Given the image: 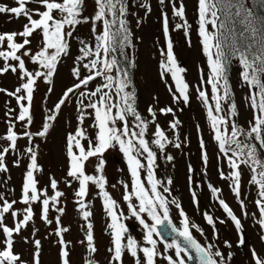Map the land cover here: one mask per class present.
<instances>
[{"label": "snow or ice", "instance_id": "snow-or-ice-1", "mask_svg": "<svg viewBox=\"0 0 264 264\" xmlns=\"http://www.w3.org/2000/svg\"><path fill=\"white\" fill-rule=\"evenodd\" d=\"M166 2L171 5L172 18L179 20L173 30H183L191 46V25L186 19L183 0H158L165 36L160 76L162 80L171 77L175 86L174 91L169 86L173 102L187 105L191 99V86L183 75L186 69L174 52L170 17L163 11ZM197 3V35L207 60L208 75L205 78L201 70L196 93L207 109L212 138L220 154L217 159L223 157L230 169L225 173L218 167V175L220 179L230 181L229 187L240 206V214L220 196V188L207 183L225 213V218L214 217L208 211L202 213L212 229L210 238L173 195V179L159 176V161H174L167 152L168 146L181 149L188 138L178 132L182 121L172 106L157 109L155 103L158 100L154 97V103L146 109L147 116L138 110L131 74L135 62L125 51L135 47L128 16L136 13L130 12V0H94L95 11L91 16L84 15L86 0H11V4L0 0V15L6 16L9 24L21 18L26 21L19 30H0V76L11 73L19 81L12 90L0 87V95L8 97L4 102L6 131L0 134V174L10 173V156L13 167L25 168L18 199H9L4 191H0V264H42V238H36L40 229L32 228L28 237L23 236V230L35 224L36 204L40 205V221L48 226L55 223L48 235L56 237L59 264H71L74 245L65 238L70 229L62 221L65 214L62 198L66 193L60 190V181L51 175L48 184L40 186L44 168L39 163L41 145L37 143V140H47L69 105H72L71 114L65 116V123L71 125L74 119L75 126L65 136L67 172L64 182L69 188L74 183L77 185L73 194L85 221V236L79 243L85 247L88 258L82 260V264H99L95 258L98 246L91 220L92 204L87 199L91 186L97 189L108 217L107 264H124L126 255L133 258L134 264H189L191 261L231 264L233 244L220 239L217 224L230 222L237 234V247L247 246L244 220L249 218V212L242 192L245 167L251 172L249 183L257 187L258 198L254 200L257 212L252 215L256 216L255 223L260 229L259 239L264 242V0H252L251 5L248 0H197ZM135 6L146 14L152 11L148 0H135ZM140 23L137 19V25ZM82 24H91L94 43L74 36ZM37 33L40 39L34 50L32 41ZM72 39H77L80 45L79 54L74 57L69 70L72 83L64 85L57 100L49 103L56 88L58 66L72 55ZM233 60L239 62L241 84L249 89V94L243 98L252 111L251 120L246 121L247 127L238 122L240 111L229 77ZM29 64L34 67L29 68ZM98 78L101 83L96 84ZM41 83L46 86V91L42 97L40 124L36 126L35 96ZM205 85L210 86L211 96ZM11 100H15V108L11 106ZM158 114L173 116L167 125L171 137L159 124ZM89 120L91 123H87ZM34 126L36 131H32ZM196 127L199 131L200 125ZM24 139L27 145L21 149L19 141ZM199 147L204 166L202 174L207 176L209 154L203 138L199 140ZM109 151H118L126 166L129 179L117 183L123 187L121 195L127 215L108 191L109 187H117V184H110L107 176L106 154ZM90 164L93 166L91 173L88 171ZM117 171L124 172L125 169ZM188 172L192 202L198 208V193L193 185H200L195 184V169L191 164ZM6 183L0 181V185ZM17 204L24 207L17 208ZM173 207L178 211L179 226L171 216ZM52 212L56 213L54 218L50 215ZM9 215L11 225L6 222ZM132 218L143 229L142 241L130 234L125 223ZM193 230L204 238L203 244L196 239ZM16 236L33 245L31 261H25L15 250ZM249 264H264V249L251 248Z\"/></svg>", "mask_w": 264, "mask_h": 264}, {"label": "rangeland", "instance_id": "rangeland-1", "mask_svg": "<svg viewBox=\"0 0 264 264\" xmlns=\"http://www.w3.org/2000/svg\"><path fill=\"white\" fill-rule=\"evenodd\" d=\"M4 3L11 4V0H2ZM88 3L86 6V16H91L94 13L95 4L94 0H86ZM151 4L152 11L148 14L145 12L138 11L136 17L134 18L133 24V39L135 45V85L137 94V107L138 110L145 116H147V107L154 103V97L157 98L158 102L155 103V107L161 108L165 106H172L176 110V116L182 121V125L178 132L182 137H187L188 142L183 145L181 149H176L173 146H168L167 152L174 157V161L167 162L161 159L160 170L158 169V174L161 178L171 177L174 181L172 185L173 195L181 202L183 208L185 209L188 216L193 222L199 224L207 235L212 237V229L207 225L203 218L202 213L208 211L214 217L225 218V213L219 207L216 197H214L210 190L207 188V183L211 182L214 186L220 188L222 191L220 196L226 200L227 203L234 209V211L239 215L240 206L231 193L230 181H225L220 179L218 175V167L222 168L225 173L230 171L227 167V163L223 157L218 160L217 157L220 155L218 151L217 143L214 141L209 122L207 120V109L204 104L199 100L196 87L200 83L201 70L204 77L208 75L207 60L204 56L201 45L199 43V37L194 35V29L196 24L194 21L195 17V0H183L186 8V19L191 25V46H189L186 40L183 30L176 31L173 30L175 23L179 22L178 19L172 18L171 5L167 4L165 11L168 12L170 17V33L174 41V52L177 55L178 62L181 66L185 67L186 72L183 74L186 81L190 84L191 99L190 103L185 105L183 103L175 104L172 99V95L169 92V86L172 87L173 91L175 86L170 76L161 79L160 76V62L163 59L161 56V49L165 48V36L162 29V22L160 21L161 16H159L155 11V6L158 0H149ZM137 19L141 20V23L137 25ZM26 21L21 18L20 20H13L11 24L7 22V17L0 15V30H19ZM158 22V23H157ZM197 22V20H196ZM74 36L80 39L87 40L89 43H94V38L91 33V24H82ZM39 34L32 41V48L35 50L39 43ZM72 55L66 57L62 60L61 64L58 66L59 75L55 78L56 88L54 94L50 97L49 103L56 101L61 95L62 88L64 85L72 83L71 77L69 75V70L73 66V59L79 54V41L77 39H72ZM34 67L29 64V68ZM239 70H232L229 74L230 83L232 91L234 93V99L239 107L240 116L238 122L247 127L246 121L251 120L252 111L248 108L244 102V97L249 94L248 87H243L240 82ZM19 81L13 74H5L0 76V87L12 90L15 85H18ZM94 87V86H93ZM205 90L211 96L210 86L205 85ZM46 91V86L41 83L39 91L35 96L36 103V126L40 124L41 116V103L42 97ZM8 100V97L0 95V134L6 131V126L4 121V102ZM11 106L16 107L15 100H11ZM72 105H69L64 109L65 115L59 118L58 124L55 126L54 130L51 131L47 140H37V143L41 145L39 152V163L43 166L44 172L40 176V186L44 187L48 184V177L54 176L58 181H60V190L66 193V196L62 198V204L65 207V214L62 217L63 225L67 226L70 231L65 234V238L71 241L74 248L71 252V264H82V260L88 258V253L85 247L79 243L84 239L85 221L82 219L78 207L75 203V197L73 190L77 187L74 183L71 188L65 184V177L67 172V160H66V150H65V136L68 131L72 130L75 126V120H71V125L65 123V116L71 114ZM227 109V105H225ZM160 120L165 119V123H168L173 119L171 114L169 115H159ZM91 123V120L87 121ZM167 125V124H166ZM197 125H200V130L197 131ZM34 126L32 131H36L37 128ZM19 128V126H18ZM154 130V128H153ZM170 137L172 135H169ZM203 138L207 144V151L209 154V166L208 175L204 176L202 173L204 171V166L201 160V150L199 147V140ZM21 149L27 145V140L19 141ZM107 176L110 184H117L116 188H108V191L112 196L120 203L121 208L125 211L127 215V206L122 200L121 193L123 192V187L117 182L121 180H128L126 166L124 164V159L118 151H109L107 154ZM10 173L0 174V181H6V185H0V191H4L9 199L19 198L21 185L23 181V173L25 168L23 166L17 168L11 165L12 157L8 158ZM164 162V164H162ZM26 163V161H25ZM191 164L195 169L193 173V179L195 184H199V187L193 188L198 193L199 207H195L192 202L191 189L188 182V165ZM124 168V172H119L117 169ZM88 171L91 173L93 171V166L88 165ZM251 172L248 168L243 169L242 173V192L243 198L248 204L249 218L244 220V225L246 229L247 246L237 247V234L233 230L231 223L225 225L217 224L219 229L220 239L228 240L233 244L232 251L234 252V258L231 264H249L250 260V249L255 247L257 249H264V242L259 239L260 229L255 223L256 216L253 213L257 212L254 204V200L257 199V187L249 183ZM49 194L51 195V189L49 188ZM91 201L93 217L91 218L94 224V236L95 242L98 246V253L95 258L99 261V264H107V257L109 253L107 248L110 246V236L106 232V223L108 217L106 216L101 199L97 196V189L95 186H91L90 195L87 198ZM15 207L23 208L24 205L17 204ZM34 210L37 213L35 224H30L29 228L23 230V236L28 237L32 228H39L40 232L36 238H42L43 252H42V264H59L57 252L59 251L55 241L56 237L54 235L49 236L48 234L55 228V223L48 226L45 225L39 219L40 205H34ZM53 218L56 215L55 212L50 214ZM258 215V214H257ZM171 216L173 222L179 226V215L178 211L173 207ZM6 222L11 225L12 217L9 215ZM128 227H132L129 231L130 234L142 241L143 239V229L135 221L134 218L125 221ZM135 231L137 233H135ZM193 234L198 241L202 244L205 242L204 238L193 230ZM47 237V238H45ZM17 243L15 250L21 253L25 261H31L32 256L30 252L32 251L33 245L31 243H24L21 236L15 237ZM227 252V249H223ZM124 264H134L133 258L126 255L124 257Z\"/></svg>", "mask_w": 264, "mask_h": 264}, {"label": "trees", "instance_id": "trees-1", "mask_svg": "<svg viewBox=\"0 0 264 264\" xmlns=\"http://www.w3.org/2000/svg\"><path fill=\"white\" fill-rule=\"evenodd\" d=\"M149 1V0H148ZM155 1V0H154ZM157 1V0H156ZM149 3V2H148ZM248 3L251 5V3H252V0H248ZM87 2H86V6H87ZM166 5H167V2H166ZM195 5H196V7H195V17H194V21H195V24H196V28L194 29V35L196 36V34H197V28H198V12H197V8H198V3H197V0H195ZM167 7H168V5H167ZM165 9H166V6L163 8V11H165ZM94 11H95V9H94ZM138 11H141V12H145L143 9H141V8H139V7H136L135 6V0H130V12H133V13H136L137 14V12ZM155 11H156V13L159 15V16H161V12H162V7H161V5H159V3H157V5L155 6ZM84 15H86V13H84ZM136 17V15H129L128 16V20H129V27H130V29H131V31H132V29H133V24H132V22H133V20H134V18ZM196 20H197V22H196ZM160 21L162 22V17L160 18ZM158 23V22H157ZM81 26V25H80ZM80 26H78L77 27V30H78V28L80 27ZM210 28H211V26H209ZM76 33V32H75ZM133 33V32H132ZM170 35H171V33H170ZM133 37H134V35H133ZM171 38H172V36H171ZM172 40H173V38H172ZM71 43H72V41H71ZM133 43H134V39H133ZM125 51H126V53L128 54V56L132 59V60H134L135 59V48H128V49H125ZM117 55L119 56V53H117ZM121 61H122V63H123V58H121ZM135 62V61H134ZM232 70H239V72L241 71V68H240V65H239V62L237 61V60H233V62H232V64H231V66H230V71H229V74L231 73V71ZM135 73H136V68L134 67L132 70H131V74H132V80H133V86H134V88H135V90H136V85H135ZM96 84H99V83H101V80L98 78L97 79V81L95 82ZM94 86V85H93ZM243 87L245 88L246 86L245 85H243ZM248 89V88H247ZM249 90V89H248ZM158 122H159V124L162 126V127H164L165 128V130L167 131V133H168V135H172V132H171V130H169L168 128H167V125H168V123H165V119L163 120V121H161L160 120V117H158ZM167 124V125H166ZM162 164H164V162H162ZM159 170H160V168H159Z\"/></svg>", "mask_w": 264, "mask_h": 264}, {"label": "water", "instance_id": "water-1", "mask_svg": "<svg viewBox=\"0 0 264 264\" xmlns=\"http://www.w3.org/2000/svg\"><path fill=\"white\" fill-rule=\"evenodd\" d=\"M132 230V227H129V231H131ZM135 233H137L136 231H135ZM167 242V241H166ZM241 248V250H242V248L243 247H240ZM189 264H196V262L195 261H191V262H189Z\"/></svg>", "mask_w": 264, "mask_h": 264}]
</instances>
